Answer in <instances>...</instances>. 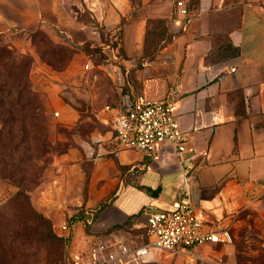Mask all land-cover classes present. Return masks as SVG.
Wrapping results in <instances>:
<instances>
[{
	"label": "crops",
	"instance_id": "1",
	"mask_svg": "<svg viewBox=\"0 0 264 264\" xmlns=\"http://www.w3.org/2000/svg\"><path fill=\"white\" fill-rule=\"evenodd\" d=\"M176 1L134 0L132 5L129 0H104V8L98 9L83 0L95 6V19L107 30L124 19L121 62L131 79L116 66L106 68L113 89L105 106L118 107L122 98L128 103L133 92L161 99L176 89L175 117L194 154L186 156L195 166V208L208 228L227 234L225 242L194 253L234 264L237 231L246 226L264 234V0H182L189 23L177 14ZM56 7L55 0H0V32L56 25L50 19H61ZM153 18L166 21L170 39L136 67L145 48L147 19ZM58 81L40 83L46 108H59L56 123L67 130L77 123L89 128L62 138V150L54 155L33 201L46 207L42 212L54 224L90 210L94 234L129 218L141 229L148 211L166 210L179 196L183 163L174 146L157 145L151 158L133 150L114 155L105 106L92 116L79 115L58 98ZM87 92L84 87V96ZM83 219L71 223L75 238L84 231ZM97 225L103 230L95 231ZM151 260L152 255L144 262Z\"/></svg>",
	"mask_w": 264,
	"mask_h": 264
},
{
	"label": "rangeland",
	"instance_id": "2",
	"mask_svg": "<svg viewBox=\"0 0 264 264\" xmlns=\"http://www.w3.org/2000/svg\"><path fill=\"white\" fill-rule=\"evenodd\" d=\"M88 1L95 3L97 8H104L102 5L104 0ZM129 2L134 4V0ZM57 4L60 10L57 16L61 19L50 18L56 24L53 26L44 23L42 29L46 31L47 36L44 33H33L36 27L32 30L13 28L4 32L8 44L18 52L28 55L32 61L28 79L32 90L40 98L43 111V117L36 119L34 123L43 128L36 133L32 132L33 122L19 114L6 113L5 122L12 133V140L19 142V147L13 151L14 157H24L25 160L20 163V167L27 168L28 175L33 174L36 177L35 186L27 193L29 204L36 214L48 220L50 227L48 229L46 223L40 221L36 215L30 216L26 213L22 219L15 207H2L15 194L17 187L0 177V264H71L68 258L69 242L60 236L59 224L52 223L42 212L45 206L33 201L32 195L44 182L54 155L62 150V138L73 133L80 134L89 126L78 127L77 123L75 127L67 130L58 125L54 113L60 114V110L58 107L46 108L40 83L44 84L56 78L59 80L58 98L71 105L79 115L92 116L93 110L108 104L109 96L112 94V82L106 74V68L116 66L123 75H127V80L131 79L121 62L122 58L112 59L110 53L103 48L109 38L101 37L91 23L92 21L97 25L101 24L95 21L94 12L91 10L95 6L89 7L83 0H55V10ZM160 20L164 19H147L146 29L150 35L146 38V54L160 44V38L166 37ZM48 39L56 46L48 47L40 42L41 40L48 42ZM113 40L107 44H111ZM56 49L59 55L46 54L48 50ZM65 49H69L71 53H66ZM61 59L68 61L64 68L59 69L61 65L58 63ZM86 63H89V69L84 68ZM84 87L88 90L86 93L88 96H84ZM99 226L93 229L102 231L103 226ZM86 227H88L86 232L93 233L90 226ZM125 232L128 238L141 240L142 229ZM233 245L234 264H264V234L258 230L246 226L240 228L233 239ZM151 255L153 260L148 264H185L186 260L182 256L157 248H150L142 260ZM224 260L222 257L216 264H225ZM198 262L197 264H201Z\"/></svg>",
	"mask_w": 264,
	"mask_h": 264
},
{
	"label": "built area",
	"instance_id": "3",
	"mask_svg": "<svg viewBox=\"0 0 264 264\" xmlns=\"http://www.w3.org/2000/svg\"><path fill=\"white\" fill-rule=\"evenodd\" d=\"M179 16L190 22L186 5L182 0L175 3ZM112 59H118V46L106 44L104 47ZM89 69V63L84 65ZM176 89L170 88L161 99H148L138 92L131 93L128 103L122 98L118 107L105 106L110 113L112 132V153L117 155L125 150H133L152 157L157 145L169 142L175 148L179 161L183 163V177L179 185V196L166 210H150L145 224L141 227V240L135 241L126 232L98 235L86 232L94 214L84 210L82 226L84 231L75 238L71 223L66 221L58 226L60 236L69 239L68 258L71 264H143L142 258L150 248H157L184 257L185 264H216L198 257L194 250L208 244L225 242V231H213L205 225V220L193 205L192 171L195 166L188 163L187 154L193 156L186 146V133L175 117ZM56 116L57 113H54ZM205 153H201V158ZM200 164V163H199ZM131 230L135 226L130 227ZM128 230V231H131ZM224 235V236H223Z\"/></svg>",
	"mask_w": 264,
	"mask_h": 264
},
{
	"label": "trees",
	"instance_id": "4",
	"mask_svg": "<svg viewBox=\"0 0 264 264\" xmlns=\"http://www.w3.org/2000/svg\"><path fill=\"white\" fill-rule=\"evenodd\" d=\"M96 21V19H95ZM98 22V21H97ZM152 22V21H151ZM163 24L165 38H160V44L153 48L149 54H146V48L143 49V53L136 60V67L146 60H150L156 54L158 48L169 41L170 36L166 27V21L160 20ZM93 26L97 28L99 35L101 37H108L110 42L114 39L111 44L113 46H118V55L124 58L123 52L121 50V28L124 23V19L121 18L119 24L116 26L115 30H107L103 23L97 25L96 22H92ZM55 30V29H54ZM33 33H44L47 36L46 31H43L42 26H37ZM148 29L145 32V44L146 38H148ZM107 41V40H106ZM48 47L56 46L51 40L48 42L40 41ZM107 42V43H108ZM105 43V44H107ZM100 46L101 44L98 43ZM58 49V48H57ZM56 50H48L46 54L59 55ZM66 53H71L69 49H65ZM68 60L61 59L58 64L59 69L64 68ZM32 61L30 57L26 54H22L17 50L13 49L7 42L5 33L0 32V177L7 179L12 184L17 187L15 194L4 204L2 207H15L19 216L23 219L25 214L28 213L30 216L36 215V217L46 223L48 229L50 223L47 219L43 218L41 215L35 213L29 204V199L27 193L29 190L35 186V175H28L27 168L20 167V163L25 160L24 157H14L13 151L19 147V142L12 140V133L10 129L6 127L5 117L8 115H22L25 119L31 120L32 132H38L42 130V126L37 125L34 121L38 118L43 117L42 104L39 96L35 93L29 83L28 72L30 69ZM58 66V65H57ZM56 67V66H55ZM126 91V88L123 89ZM7 113V114H6ZM37 151V149L35 150ZM41 151V150H40ZM103 204L100 205V207ZM83 213L78 211V213L73 214L68 223L77 220L78 218H83ZM19 217V218H20ZM29 217V216H28ZM132 218H129L125 223L114 225L107 229L106 231L100 233L99 235L104 236L110 233H122L131 230ZM88 231V227H86ZM51 234V230H49ZM53 236V235H52ZM64 241L69 242L68 238L62 237ZM148 264V262L143 263Z\"/></svg>",
	"mask_w": 264,
	"mask_h": 264
},
{
	"label": "water",
	"instance_id": "5",
	"mask_svg": "<svg viewBox=\"0 0 264 264\" xmlns=\"http://www.w3.org/2000/svg\"><path fill=\"white\" fill-rule=\"evenodd\" d=\"M158 191V189L157 190H155V192H157ZM153 194V193H152ZM192 198H193V205L194 206H196V203H195V200H194V195H193V191H192Z\"/></svg>",
	"mask_w": 264,
	"mask_h": 264
}]
</instances>
